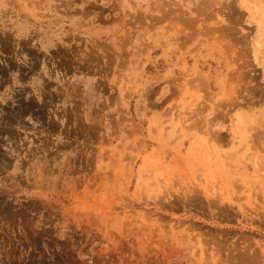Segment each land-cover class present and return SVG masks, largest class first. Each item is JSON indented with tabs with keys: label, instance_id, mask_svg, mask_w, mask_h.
<instances>
[{
	"label": "rangeland",
	"instance_id": "rangeland-1",
	"mask_svg": "<svg viewBox=\"0 0 264 264\" xmlns=\"http://www.w3.org/2000/svg\"><path fill=\"white\" fill-rule=\"evenodd\" d=\"M263 3L0 0V264H264Z\"/></svg>",
	"mask_w": 264,
	"mask_h": 264
},
{
	"label": "bare ground",
	"instance_id": "bare-ground-1",
	"mask_svg": "<svg viewBox=\"0 0 264 264\" xmlns=\"http://www.w3.org/2000/svg\"><path fill=\"white\" fill-rule=\"evenodd\" d=\"M264 4V3H263ZM262 7H264V6H262ZM261 7V8H262ZM261 8H259V9H261ZM253 9V8H252ZM251 8L249 9V15H248V18L249 19H251V18H253V14H252V12L251 11H253ZM263 9V10H262ZM261 9V11H258L259 12V14H261V16H262V21L260 20L259 22H256V25H261V26H263V30H264V8H262ZM254 13V12H253ZM260 42L261 41H258V42H255V44L257 45V46H259V45H261L260 44ZM253 44H254V42H253ZM262 64H264V62L262 63ZM264 66V65H263ZM263 78H264V69H263ZM241 125V124H240ZM261 126V125H260Z\"/></svg>",
	"mask_w": 264,
	"mask_h": 264
}]
</instances>
